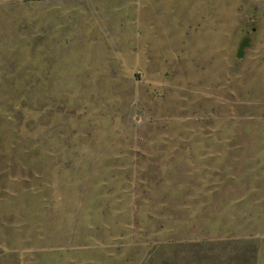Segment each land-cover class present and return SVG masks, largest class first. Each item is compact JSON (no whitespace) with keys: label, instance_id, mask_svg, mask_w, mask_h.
<instances>
[{"label":"rangeland","instance_id":"obj_1","mask_svg":"<svg viewBox=\"0 0 264 264\" xmlns=\"http://www.w3.org/2000/svg\"><path fill=\"white\" fill-rule=\"evenodd\" d=\"M0 264H264V0H0Z\"/></svg>","mask_w":264,"mask_h":264},{"label":"water","instance_id":"obj_2","mask_svg":"<svg viewBox=\"0 0 264 264\" xmlns=\"http://www.w3.org/2000/svg\"><path fill=\"white\" fill-rule=\"evenodd\" d=\"M243 46V45H242Z\"/></svg>","mask_w":264,"mask_h":264}]
</instances>
